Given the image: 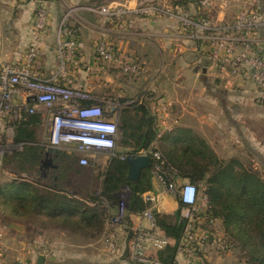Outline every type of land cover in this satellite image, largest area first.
Segmentation results:
<instances>
[{
  "label": "crops",
  "instance_id": "1",
  "mask_svg": "<svg viewBox=\"0 0 264 264\" xmlns=\"http://www.w3.org/2000/svg\"><path fill=\"white\" fill-rule=\"evenodd\" d=\"M136 1L0 0V63H23L34 10L37 6H43L48 14V23L33 64L34 73L47 84L87 93L90 99L84 100L85 104L106 101L120 104L117 113L119 136L114 155L97 151L90 157L89 165L80 166L76 162L60 180L66 191L60 193L79 199L97 216L87 215L90 224L86 226L82 219L80 221L79 214L65 215L60 211L49 214L43 210L39 213H18L10 205L6 207L0 204V264H15V259L23 256L36 264L40 255L44 257L45 264H133L127 258L125 243L117 254L106 252L103 245V217L106 212L115 211L117 201L112 203L99 197L103 175L112 158H121L132 149L128 140L121 135L124 120L156 131L155 138L144 148L136 154H127L128 160L130 156L134 158V162L129 160L128 174L135 158L144 156L147 161L150 160L151 149H162L176 142H191L194 138H200L218 158L224 154V148H229L225 141L232 140L229 148L232 158L242 162L240 155L247 154L251 168L264 175V99L260 98V93L248 81L213 72L208 65L205 42L192 38L190 32L184 31L176 20L161 15L130 13L125 16V26L121 29L114 19L97 10L102 5L131 7ZM180 1L177 3L188 14L194 17L204 15L195 1ZM245 1L213 0V8L206 14L218 21L231 20ZM256 8L264 16L263 8ZM65 15L66 24L74 31L79 43L80 62L70 67V84L57 74V36ZM101 38L114 45L126 60L137 61L142 66V73L127 75L96 58L95 45ZM258 38L264 44V25L258 31ZM19 103L20 100L16 99L15 104ZM33 116L35 121H31L33 124H30V128L35 131L37 143L48 148L42 135L43 114L38 110ZM147 118H151L154 125L144 123ZM244 118H247V124H244ZM0 128H3V124ZM38 132L41 134L37 135ZM62 151L74 155L73 152ZM47 158L50 159L48 153L43 162ZM144 165L133 168L131 175L135 176ZM53 166L41 165V168L48 170ZM6 168V165L0 168V187L13 174ZM75 169H80V173H76ZM43 172L42 176H45L47 171ZM24 178L32 184H36L34 181L38 179L37 174ZM179 180L188 179L180 177ZM151 186L142 194L143 199L152 194L153 209L173 215L179 208L178 198L166 191L155 175L151 179ZM129 195L128 191V198ZM91 196L99 198L91 200L88 198ZM103 200H106L107 207ZM138 213L127 212L129 229L148 226L147 220L141 219ZM203 215H198L197 219L200 229L211 236L198 247L190 264H249L238 256L236 248L224 243L221 221L214 219L206 222ZM96 219L102 222L93 224ZM128 237L124 233L122 239L127 241ZM27 245L43 247L47 253L34 255L25 250ZM174 264L186 263L182 256L176 255Z\"/></svg>",
  "mask_w": 264,
  "mask_h": 264
},
{
  "label": "built area",
  "instance_id": "2",
  "mask_svg": "<svg viewBox=\"0 0 264 264\" xmlns=\"http://www.w3.org/2000/svg\"><path fill=\"white\" fill-rule=\"evenodd\" d=\"M251 3L245 1L231 20L220 21L206 14L213 8V0H196L197 7L204 11L201 17L188 14L181 4L173 0H137L131 7L102 5L97 10L114 19L121 29L125 26V16L130 13L161 15L176 20L184 31L190 32L192 38L205 42L208 65L213 72L250 82L260 93V98L264 99V44L258 38L264 18ZM66 20L67 15L60 22L56 58L57 74L70 84V67L80 62L79 43ZM47 23L45 7L37 6L23 63H0V125L3 124V128H0V168L7 154L22 150L27 144L14 140L17 122L29 120L38 110L43 114L41 124L46 147L73 152L80 166L89 165L90 157L97 151L114 155L119 136L117 113L120 104L116 101L82 103L90 99L87 93L47 84L32 70ZM95 56L127 75H138L143 71L137 61L126 60L105 38L97 41ZM16 99L20 100L19 104H15ZM149 152L153 158L159 159L157 150L151 149ZM155 177L182 204L180 216L184 219V227L176 255L182 256L184 262L190 264L198 247L210 236L200 229L197 220L198 215L204 214L206 197L200 194L195 183L180 181V176L175 173L170 176L155 173ZM127 200L128 197L123 199L118 194L115 211L105 214L104 248L108 254L114 255L125 243L127 258L133 264H158L156 252L167 245L168 237L156 225L154 196H145L144 200L151 206L138 213L141 219L147 220L148 226L135 229H129L126 222ZM103 204L107 207L106 200H103ZM124 233L129 235L127 241L122 239ZM26 249L34 255L47 253L46 249L36 245H27ZM15 264L35 263L23 256L17 257Z\"/></svg>",
  "mask_w": 264,
  "mask_h": 264
},
{
  "label": "trees",
  "instance_id": "3",
  "mask_svg": "<svg viewBox=\"0 0 264 264\" xmlns=\"http://www.w3.org/2000/svg\"><path fill=\"white\" fill-rule=\"evenodd\" d=\"M31 121H35L33 115L27 121L17 122L14 140L31 144L27 143L22 150L14 151L4 157V163H13L15 171L0 187V204L6 207L10 205L18 213L25 211L39 213L43 210L49 214L55 211L65 215L79 214L80 221L83 220L88 226L90 221L87 215L97 216L93 209L79 199L69 197L67 193H60L66 192L60 180L64 179L63 175L73 168L77 158L61 149L39 145L35 131L30 128ZM144 123L154 125L151 118H147ZM121 129L122 138L127 139L132 146L127 154H136L156 136L154 129H143L125 120ZM154 150L159 152V159L151 157L133 177L128 174L127 154L122 158H112L108 169L104 172L99 197L115 203L118 201L116 193L122 186H126L130 192L127 212L138 213L150 205L148 201H144L142 194L152 188L153 175L162 173L170 176L174 172L197 186L204 185L208 202L204 219L206 222L220 219L225 244H228L226 246L238 248L243 257L250 260V264H264V181L257 172L252 173L247 169H240V172L234 169L227 170L224 164H240V162L234 159L222 161L200 138H194L191 142L178 144L176 142L169 147L162 149L157 147ZM46 153L54 165L48 170L41 168ZM25 171L37 174L38 179L34 181L36 184L19 175L20 172ZM43 171H47L45 176H42ZM74 171L80 173V169ZM42 180L46 182L43 183ZM99 197L88 198L93 200ZM181 206L179 202V208L173 215L153 209L156 225L168 237L167 245L156 253L158 264L175 262L176 249L184 227V219L180 216ZM104 218L103 223H105ZM100 222L102 220L96 219L93 224L97 225Z\"/></svg>",
  "mask_w": 264,
  "mask_h": 264
},
{
  "label": "rangeland",
  "instance_id": "4",
  "mask_svg": "<svg viewBox=\"0 0 264 264\" xmlns=\"http://www.w3.org/2000/svg\"><path fill=\"white\" fill-rule=\"evenodd\" d=\"M178 1H180V0H173V2H178ZM247 1H249V2H252L251 4L252 5H254V6H259L261 9L263 8V13L262 14H264V0H247ZM263 18H264V16H262ZM244 117H247V116H244ZM244 124H247V118H244ZM40 132H42V130L40 131ZM40 132H38L37 133V135L39 134H41ZM42 135H44V132H42ZM225 143L227 144L226 145V147H231V143H232V140H229V141H225ZM229 148H224V150H225V152H224V154H222V155H220L221 156V160L223 161V160H225V161H228V160H230V159H233L232 158V154H231V150L229 149ZM219 150V149H218ZM240 159H241V161L242 162H240V164H232V163H226V164H224V167H226L227 168V170H235L236 172H240L241 170L240 169H247V171H251L252 173L255 171V170H253L252 168H251V165L249 164V161H248V158H247V154H242V155H240V157H239ZM238 159V158H237ZM4 165H6L7 166V168L6 169H10L13 173H14V171H15V166L13 165V163H4ZM3 165V166H4ZM257 172V174L263 179V181H264V175L263 174H259V170H257L256 171ZM19 175H22V176H24V177H29L30 178V176L31 175H36V173L35 172H30V171H25V172H20L19 173ZM70 187H72V186H70ZM198 187H199V189H200V194L202 193L203 195H205V193H204V190H205V187H204V185L203 184H200V185H198ZM118 194H120V196H122V198L123 199H126L127 197H128V189L126 188V187H123L120 191H119V193ZM205 197H206V195H205ZM208 207V202H207V197H206V206H205V210H206V208ZM205 212V211H204ZM217 220H220V219H217ZM211 236V235H210ZM224 243H225V241H224ZM227 244V243H226ZM228 245V244H227ZM232 247V246H231ZM236 251H237V253H238V256L239 257H241V258H243V259H246L247 261H248V263L250 264V260L249 259H247L246 257H243V254H242V252H240V250L238 249V248H236L235 249Z\"/></svg>",
  "mask_w": 264,
  "mask_h": 264
},
{
  "label": "water",
  "instance_id": "5",
  "mask_svg": "<svg viewBox=\"0 0 264 264\" xmlns=\"http://www.w3.org/2000/svg\"><path fill=\"white\" fill-rule=\"evenodd\" d=\"M129 160L130 162H134V158L132 156L129 157ZM147 163V158L144 157V156H139L137 158H135V163L132 165L131 169H130V175L132 174V171H133V168H137V167H141L143 166L144 164L146 165ZM43 166L47 167V166H52V163H51V160L50 159H46L43 163H42ZM144 165V166H145ZM132 177L134 175H131ZM43 261H44V257L42 255H40L38 258H37V261H36V264H43Z\"/></svg>",
  "mask_w": 264,
  "mask_h": 264
}]
</instances>
